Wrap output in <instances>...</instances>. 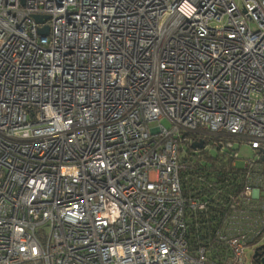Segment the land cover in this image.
<instances>
[{
    "label": "built area",
    "instance_id": "obj_1",
    "mask_svg": "<svg viewBox=\"0 0 264 264\" xmlns=\"http://www.w3.org/2000/svg\"><path fill=\"white\" fill-rule=\"evenodd\" d=\"M241 2L0 0V264H261L264 0ZM211 139L257 152L221 223L183 183Z\"/></svg>",
    "mask_w": 264,
    "mask_h": 264
},
{
    "label": "trees",
    "instance_id": "obj_2",
    "mask_svg": "<svg viewBox=\"0 0 264 264\" xmlns=\"http://www.w3.org/2000/svg\"><path fill=\"white\" fill-rule=\"evenodd\" d=\"M190 137L195 138V135L189 134ZM219 140V139H218ZM218 140H206L203 148L198 149L196 152L187 151L184 155V171L183 183L186 191L196 193H204L208 199L214 203L218 202L219 208L214 212L209 211V216H214L217 222H222L228 212V206L231 205L233 198L236 194L240 193L247 181L246 169L243 165L238 164V168H234V160L231 155L236 148H221ZM223 142H232V140H222ZM218 171V172H217ZM218 176H223L225 182L220 184ZM200 178V179H197ZM218 212L221 216H218ZM193 218L188 221L192 222V227L188 231V236L192 243L196 244L200 232L196 230V226L203 230V223L205 222L202 215L192 214ZM208 226L206 229H211ZM206 239L202 241L205 245Z\"/></svg>",
    "mask_w": 264,
    "mask_h": 264
},
{
    "label": "rangeland",
    "instance_id": "obj_3",
    "mask_svg": "<svg viewBox=\"0 0 264 264\" xmlns=\"http://www.w3.org/2000/svg\"><path fill=\"white\" fill-rule=\"evenodd\" d=\"M236 1H237L238 5L242 6L241 0H236ZM255 25L256 24L254 22H250L251 27L255 28ZM162 123L164 125H168L165 120H162ZM233 142L235 143V148L238 150L237 153H238V156L240 157L238 159L239 163H244L246 158H251L254 155V151L249 145H247V144L239 145V143L237 141H233ZM247 250L249 251V248ZM251 256H252V252L249 251V253H248L249 259L245 264H254L251 260Z\"/></svg>",
    "mask_w": 264,
    "mask_h": 264
},
{
    "label": "water",
    "instance_id": "obj_4",
    "mask_svg": "<svg viewBox=\"0 0 264 264\" xmlns=\"http://www.w3.org/2000/svg\"><path fill=\"white\" fill-rule=\"evenodd\" d=\"M35 19L38 21V22H40V21H42V18L40 17V16H35ZM41 32L43 33V34H47L48 33V31H47V29H42L41 30ZM204 147V141H201V142H197V143H194L193 145H192V148H203ZM261 255V253L259 254V253H256L255 254V257H258V256H260ZM259 262L261 263V264H264V256L261 258V260H259Z\"/></svg>",
    "mask_w": 264,
    "mask_h": 264
},
{
    "label": "flooded vegetation",
    "instance_id": "obj_5",
    "mask_svg": "<svg viewBox=\"0 0 264 264\" xmlns=\"http://www.w3.org/2000/svg\"><path fill=\"white\" fill-rule=\"evenodd\" d=\"M253 149V148H252ZM253 151H254V155H257V152L253 149ZM253 155V156H254ZM257 261V260H256ZM258 262V261H257ZM255 264H256V262H255Z\"/></svg>",
    "mask_w": 264,
    "mask_h": 264
}]
</instances>
